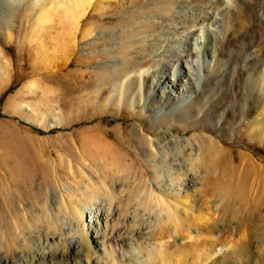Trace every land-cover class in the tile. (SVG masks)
Instances as JSON below:
<instances>
[{
	"label": "rangeland",
	"instance_id": "obj_1",
	"mask_svg": "<svg viewBox=\"0 0 264 264\" xmlns=\"http://www.w3.org/2000/svg\"><path fill=\"white\" fill-rule=\"evenodd\" d=\"M198 1L221 18L216 63L171 112L156 34L185 0H0V264H264V221L239 229L224 200L244 168L264 190V0ZM96 203L126 236L147 227L136 252L95 248ZM53 235L47 253L81 252L29 255Z\"/></svg>",
	"mask_w": 264,
	"mask_h": 264
},
{
	"label": "bare ground",
	"instance_id": "obj_2",
	"mask_svg": "<svg viewBox=\"0 0 264 264\" xmlns=\"http://www.w3.org/2000/svg\"><path fill=\"white\" fill-rule=\"evenodd\" d=\"M201 1L203 2V0ZM199 2L198 0H185L182 10L180 9L174 16V19H171L172 22L169 21L170 23L164 24L160 22L159 25L162 28L156 34V37L160 39L162 53L175 56L176 61L163 68V75H160L157 79V85L152 88L151 93L159 96L158 91L161 89L170 90L174 87L176 90L173 93L174 106L170 110L171 112L192 103L193 99L200 93L204 81H206V72H210L211 67L216 63L211 58L213 57L214 59L218 54V40L222 36H220L222 33L220 29L222 22H219L221 18L216 14L210 15L211 13L206 11ZM209 3L211 4V0ZM206 13L210 16H205ZM206 19L209 21L205 22L204 20ZM199 24L202 25L198 26ZM162 36H165V39H161L163 38ZM147 72H149L148 69L146 70ZM146 73L140 72L139 76H136L141 85L144 82ZM153 76H155V73H153ZM140 87V91L143 92L142 87ZM260 185L259 182L250 181L249 169L244 168L241 176L237 180L230 182L227 192L224 193L226 210L238 220L239 229H242V226L246 225V223L256 219L264 221V190L261 187L262 185ZM55 202L58 205V201ZM103 212L102 206H98L96 203L87 215V222L91 229L90 233L93 236L95 248L104 251L108 256L114 255L116 257V255H119L123 259L128 256L125 245H129L136 252V248L139 246V244L136 246L138 243L137 234L139 232L140 234L143 233L142 231L147 230V227L134 232L131 236H126L121 232L120 227H110V220L106 217L108 215L103 216ZM102 221L105 222L104 226L101 224ZM71 222L73 226L79 228L78 223H74V220ZM86 225H84L85 229ZM222 229L220 226L218 227V230ZM57 239L58 235H53L38 241L37 244L35 243L36 245L31 243L29 255L35 257L38 254L42 259L51 260L58 257L71 258L81 252L79 249L81 239L73 238L70 241L71 249L69 247L63 251H56L52 254L47 253L46 248ZM147 241L149 251L157 250L161 252L165 245V240L163 239H151L147 237ZM250 248L251 240H244L241 241L239 249L234 252L242 258L241 256L245 255ZM2 256L4 257L0 252V257ZM16 256L18 255L16 254ZM13 258L18 257L14 256ZM96 264H101V262L97 261Z\"/></svg>",
	"mask_w": 264,
	"mask_h": 264
}]
</instances>
